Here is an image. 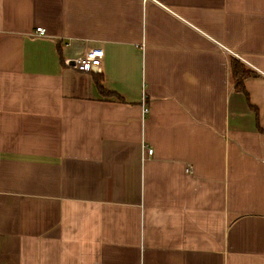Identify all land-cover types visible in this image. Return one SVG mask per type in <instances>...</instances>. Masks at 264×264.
<instances>
[{
  "label": "crops",
  "instance_id": "crops-1",
  "mask_svg": "<svg viewBox=\"0 0 264 264\" xmlns=\"http://www.w3.org/2000/svg\"><path fill=\"white\" fill-rule=\"evenodd\" d=\"M0 264H264V0H0Z\"/></svg>",
  "mask_w": 264,
  "mask_h": 264
},
{
  "label": "trees",
  "instance_id": "trees-1",
  "mask_svg": "<svg viewBox=\"0 0 264 264\" xmlns=\"http://www.w3.org/2000/svg\"><path fill=\"white\" fill-rule=\"evenodd\" d=\"M229 66H230V78L232 83L234 84L235 91L242 93L246 97V99H248V95L244 89L243 81L248 77H254L255 73L249 70L248 68H246L244 64H242L239 60L234 58H230ZM97 84H98V90L102 95L113 96L117 101H122V98L119 97L118 95H115L112 92H108L104 90V88L99 82H97ZM250 107L256 110L253 106Z\"/></svg>",
  "mask_w": 264,
  "mask_h": 264
},
{
  "label": "built area",
  "instance_id": "built-area-1",
  "mask_svg": "<svg viewBox=\"0 0 264 264\" xmlns=\"http://www.w3.org/2000/svg\"><path fill=\"white\" fill-rule=\"evenodd\" d=\"M36 32L41 36L44 35V31L41 28H37ZM102 54L103 51L101 49L95 50L93 52H86L82 57L74 62V68L79 72H89L94 68H99L101 66ZM147 111V108H144V114L147 113ZM152 153V149L146 150V154L148 156L152 155Z\"/></svg>",
  "mask_w": 264,
  "mask_h": 264
}]
</instances>
